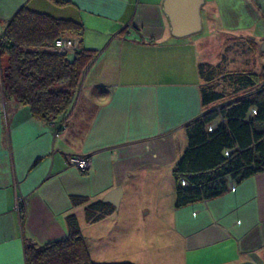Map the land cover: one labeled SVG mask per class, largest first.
<instances>
[{
	"label": "crops",
	"instance_id": "obj_1",
	"mask_svg": "<svg viewBox=\"0 0 264 264\" xmlns=\"http://www.w3.org/2000/svg\"><path fill=\"white\" fill-rule=\"evenodd\" d=\"M163 2L0 0V37L26 4L82 20V44L100 50L61 119L35 118L6 98L0 79V264H25V242L65 237L70 213L92 241L94 260L127 258L130 228L139 229L144 217L123 210L126 183L133 173L156 178L174 166L187 140L185 125L203 108L199 63L206 61L198 58V43L246 37L253 49L264 41V0H205L202 30L184 37L170 34ZM5 61L1 56L0 65ZM174 118L168 134L139 138ZM75 155L91 158L86 171L70 162ZM116 186L122 187L118 210L95 222L85 218L86 203L71 200L102 199ZM158 218L166 220L177 248L168 264H264V170Z\"/></svg>",
	"mask_w": 264,
	"mask_h": 264
},
{
	"label": "trees",
	"instance_id": "obj_2",
	"mask_svg": "<svg viewBox=\"0 0 264 264\" xmlns=\"http://www.w3.org/2000/svg\"><path fill=\"white\" fill-rule=\"evenodd\" d=\"M85 30L80 19L20 6L0 37V57L7 55L5 64L0 65L6 98L26 105L40 120L66 117L84 72L100 51L82 44ZM67 34L78 36L79 46L71 51L54 47L55 39ZM218 66L199 63L203 108L186 123L187 145L173 166L175 207L216 197L264 170V80L258 85L254 71L227 72L234 91H252L216 105L213 103L225 93L206 83L214 79ZM71 200L74 204L86 203L88 222L115 210L111 202L102 199L88 202L87 196L72 195ZM67 222L69 231L63 238L41 245L25 242V264H136L129 260H94L77 216L68 214Z\"/></svg>",
	"mask_w": 264,
	"mask_h": 264
},
{
	"label": "rangeland",
	"instance_id": "obj_3",
	"mask_svg": "<svg viewBox=\"0 0 264 264\" xmlns=\"http://www.w3.org/2000/svg\"><path fill=\"white\" fill-rule=\"evenodd\" d=\"M205 32L206 30L203 33ZM248 41L249 39L246 37L231 38L226 42L224 40L220 41L219 37H211L206 41H202V43H198V58L219 65L214 79L206 84H210L211 87L217 90L224 91L225 95L213 104L217 105L230 100L237 94L242 95L252 91L251 88H241L234 91L235 85L227 77V72L254 71L258 74V85L263 82V42L257 43L251 49ZM2 56L7 58L5 54ZM176 121V118L173 121L160 120L152 130H145L144 135L139 138L152 139L161 134L166 135L174 128ZM184 144V146L187 145V140ZM133 174L134 177L131 183H126V193L122 200L123 210L125 211L126 208L129 214H139L144 219L143 221L141 220L139 229L132 226L130 228V233L127 236V247L129 250L126 251L127 258L124 260H129L136 264H168L171 262V257L177 248L176 246L174 247L173 233L169 232L166 220H161L158 216L168 219L170 212L175 207L173 166L165 167L163 172H159L156 178H147L145 173L140 172ZM91 245L92 241L89 242V246Z\"/></svg>",
	"mask_w": 264,
	"mask_h": 264
},
{
	"label": "water",
	"instance_id": "obj_4",
	"mask_svg": "<svg viewBox=\"0 0 264 264\" xmlns=\"http://www.w3.org/2000/svg\"><path fill=\"white\" fill-rule=\"evenodd\" d=\"M204 2L205 0H164L163 11L168 19L170 34L184 37L200 32L203 26L201 8ZM121 194L122 187L116 186L107 191L102 200L111 202L117 209ZM235 264H255V262L244 260Z\"/></svg>",
	"mask_w": 264,
	"mask_h": 264
},
{
	"label": "built area",
	"instance_id": "obj_5",
	"mask_svg": "<svg viewBox=\"0 0 264 264\" xmlns=\"http://www.w3.org/2000/svg\"><path fill=\"white\" fill-rule=\"evenodd\" d=\"M80 39L74 34L61 35L54 41V47L60 50H74L79 46ZM70 162L81 170H87L91 165L88 155H75L70 157Z\"/></svg>",
	"mask_w": 264,
	"mask_h": 264
}]
</instances>
